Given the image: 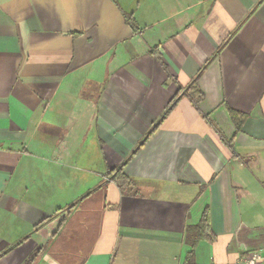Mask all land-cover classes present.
<instances>
[{
  "label": "crops",
  "instance_id": "0c3cea01",
  "mask_svg": "<svg viewBox=\"0 0 264 264\" xmlns=\"http://www.w3.org/2000/svg\"><path fill=\"white\" fill-rule=\"evenodd\" d=\"M121 166L123 192L108 177ZM204 212L210 238L187 262L185 228ZM252 251L264 253V0H0V264Z\"/></svg>",
  "mask_w": 264,
  "mask_h": 264
},
{
  "label": "trees",
  "instance_id": "16d2710c",
  "mask_svg": "<svg viewBox=\"0 0 264 264\" xmlns=\"http://www.w3.org/2000/svg\"><path fill=\"white\" fill-rule=\"evenodd\" d=\"M197 76L192 80V84L196 81ZM178 98V97H177ZM177 98L173 100V102L168 107V110L173 107V105L176 103ZM155 127H153L154 129ZM152 132V130H151ZM149 132L146 137L150 135ZM146 137L141 141V143L137 146V148L132 152L134 154L137 149L142 145V143L145 141ZM131 154V155H132ZM109 179L115 184V186L118 188L120 192H123L130 184L129 179L125 176L122 170V166L118 169L112 170L109 173ZM74 209V205L70 206L64 210H57L55 214L48 218L47 221L52 220H58L61 223L65 222L66 219L70 216L72 210ZM210 238L209 231H208V221H207V215L204 212L201 220L196 225H189L185 228L184 232V243L191 249V251L188 253V256L186 257V261L189 262L192 256V250L196 247L197 243L203 239Z\"/></svg>",
  "mask_w": 264,
  "mask_h": 264
},
{
  "label": "built area",
  "instance_id": "2783aa9c",
  "mask_svg": "<svg viewBox=\"0 0 264 264\" xmlns=\"http://www.w3.org/2000/svg\"><path fill=\"white\" fill-rule=\"evenodd\" d=\"M231 264H264V253L252 251L238 255Z\"/></svg>",
  "mask_w": 264,
  "mask_h": 264
}]
</instances>
